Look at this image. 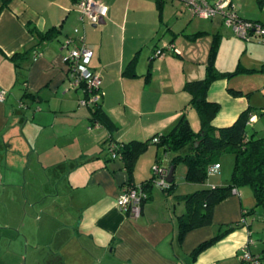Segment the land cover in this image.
<instances>
[{"label":"crops","instance_id":"0c3cea01","mask_svg":"<svg viewBox=\"0 0 264 264\" xmlns=\"http://www.w3.org/2000/svg\"><path fill=\"white\" fill-rule=\"evenodd\" d=\"M99 1L109 11L93 24L80 20L74 0H0V89L6 91L0 101V211L9 215L19 206L21 213L20 197L30 194L38 199L35 206L50 208L40 230L33 228L49 236L42 238V233L34 242L31 226L17 224V217L14 223L2 219L0 264H255L243 258L245 251L264 264V204L256 205L248 193L247 204L242 192L230 195L216 205L211 224L188 231L180 242L179 219L187 213L183 195L215 185L185 179L190 185L180 190L162 188V193L152 187L141 216L131 219L117 205L122 187L149 179L158 159L170 165L176 154L165 157L164 147L149 145L131 178L123 161L110 159L108 152L111 142L167 134L184 111L192 128L199 126L185 83L204 74L197 78L198 70L187 67L188 59L198 61L189 42L204 33L220 36L223 19L216 15L205 26L175 0ZM231 1L245 3V14L237 10L243 19L264 24V13L257 14V2L264 11V0ZM53 28L58 31L51 40L39 38ZM80 36L93 51L90 67L102 77L100 103L113 130L93 121L90 106L81 103L85 91L69 85L66 58L71 47L64 42ZM163 47L162 56H155ZM245 48L252 54L257 50L256 64H241L259 74L257 94L262 93L264 45L251 40ZM15 54L16 61L11 59ZM201 61L202 66L208 63L205 56ZM230 79L215 81L208 91V99L221 104L213 121L217 127L231 125L250 105L249 98L229 92H244L230 86ZM262 108L264 101L257 102V109ZM261 121L254 115L251 126ZM230 227L192 262L189 255L200 243Z\"/></svg>","mask_w":264,"mask_h":264},{"label":"trees","instance_id":"16d2710c","mask_svg":"<svg viewBox=\"0 0 264 264\" xmlns=\"http://www.w3.org/2000/svg\"><path fill=\"white\" fill-rule=\"evenodd\" d=\"M74 1L77 2L78 0ZM57 31V29L53 28L44 33H39V38L43 41L51 40L57 34ZM251 40L254 39L248 41ZM165 49L166 47L157 49L155 56H162ZM159 50L161 54L157 55ZM215 53L216 45L214 44L204 76L185 83V90L191 95L189 105L196 109L201 121V127L198 131L192 128L190 120L184 111L180 120L167 134H157L145 141L133 140L125 144L118 143L119 146L116 149L119 154L118 158H114L111 155L108 147L110 159L122 160L123 168L129 173L131 178L137 158L149 145L156 144L164 147L165 157L168 156V152H174L176 155L171 158L170 165L164 164L161 159L156 162L168 167L174 166L172 182H168L166 186L163 185L167 191H172L176 188L175 169L179 162H184L187 166L186 180L188 182L203 184L209 175V165L218 162L220 154L224 152L234 154L235 163L228 183L202 187L195 192L183 195L182 198L187 205V213L179 219L180 242L188 231L211 224L216 205L233 195L234 189L239 191L238 188L248 185L253 191L256 205L264 204V136H260L259 131L253 125L251 126V118L256 115L255 110L257 108L250 104L231 125L217 127L213 124V121L221 109V104L208 99L209 88L215 81L223 78H233L243 72L252 73L256 70L238 65L233 71H221L215 64ZM11 59L16 61L17 55L11 56ZM228 90L236 97L245 95L241 90L233 88H228ZM90 109L92 111V119L96 124L104 125L108 129L113 130V122L104 112L100 101L91 105ZM262 109H260L261 114H264V108ZM155 138H158L157 142H154ZM186 147L188 150L185 151L184 148ZM183 149L184 152L182 151ZM154 179L155 174L153 171V175L142 182L147 193L153 187ZM130 184L133 183L130 182ZM252 210L250 209L249 211ZM232 229L233 227H230L210 240L200 243L189 255L192 262L195 261L202 251L213 245ZM256 258L260 261V257Z\"/></svg>","mask_w":264,"mask_h":264},{"label":"rangeland","instance_id":"374dc122","mask_svg":"<svg viewBox=\"0 0 264 264\" xmlns=\"http://www.w3.org/2000/svg\"><path fill=\"white\" fill-rule=\"evenodd\" d=\"M175 1H180V0H175ZM214 1L219 2L220 0H214ZM234 3H235V7L238 10V12H241L240 14H245V11L242 9V6L245 4V3H243V1L239 2V3L237 1H234ZM248 10L251 13H254V11H252L253 7H249ZM262 10H263L262 6H261L260 2L258 1L257 2V14L264 13V11H262ZM240 14H239V16H240ZM216 17L222 18L223 24L225 25L224 26L225 28H223L220 32L221 33L220 36L218 35L219 34L218 32L204 33L202 36L197 37V39H195L193 42L192 41L189 42V43H192L190 45L194 48V54L192 56H193V58L195 57L198 61L195 64H193L190 61V59H188V61H187L188 66L187 67L191 66L192 69L196 68L198 70V73H197L198 77L197 78H199L200 76H202L205 73L204 69H206V65H207V61H205L204 65L202 66L201 57L205 56V60L209 59V55L211 53V49L213 47L214 42H216L215 62H216V65L218 66V68L220 70H223V71L231 70V71H233L237 68L238 65H242V64H246V63L247 64H256L255 62H257V59H256L257 58V50H255V53L252 54V51H249L245 48V44H246V42H248V40L243 39L240 36L236 35L233 28L227 25V23H226L225 19L223 18V15L221 13H218ZM216 17H214V19ZM195 19L201 21V22L198 21V23H200V24L202 23L205 26L211 25V23H210L211 19L201 18L199 16H195ZM211 29L214 31L213 28H211ZM75 34H77V33H75ZM75 34L73 33V36H76ZM249 42H251V41H249ZM252 43H260V44L264 45V42H262L259 39L252 40ZM257 75H259V74H257V72H252V73L243 72V73H240V74H238V75H236L230 79V86H234V87L239 86V87L243 88V91L245 93L244 96L247 99L249 98V102H250L249 104H251L252 106H254L256 108H257V102L264 101V92H262V93L259 92V94H257V77H258ZM246 94H248V95H246ZM84 106L89 107L88 105H84ZM258 106H260V105H258ZM191 112L196 113L197 116H199L196 109H191ZM255 114L260 115V117L263 118V121H261L258 124H254L253 126L259 131L260 136H264V129L261 128L262 124H264L263 123L264 122V114H261L260 109L255 110ZM200 127H201V121L199 120V126L198 127L196 126L193 128L195 131H198L200 129ZM48 128L50 131H52L51 126H48ZM152 146L155 147L154 144ZM184 149H185V151L188 150L187 147ZM184 149L182 150L183 152H184ZM218 160L223 164L221 173L208 175V177L206 178V181H205L206 185H219V184H223V183H228L231 179V175H232V171H233V167H234V163H235L234 154L230 153V152H224V153L219 155ZM163 163L168 165L167 161L166 162L163 161ZM155 164L156 163H154V165L152 167H150L149 172L151 173V175H153V171H154L153 168H154ZM22 170L24 171V167H22ZM186 171H187L186 164L184 162H179L176 169H175V178L177 181L176 188L179 190L183 187H188L190 185V184L185 182ZM158 179H159L158 177L155 178V182L153 183L152 186L154 189L164 193L162 188H164V186H166L168 183H166L164 186H162V185H160ZM37 184L40 185V182H38ZM238 190L243 193L242 196L245 199L246 204H247V200H248V199H246L247 193L251 196V198L254 197L253 191H252L251 187L248 185L241 186L240 188H238ZM240 192H239V194H240ZM37 200L38 199H35L34 196L31 194L29 195L28 198H26V197H24V195H22V197H20L21 213L17 212L19 210V206L16 207V211H14V213L12 212L9 215L4 209L5 212L0 211V222H2V219L5 218V220H7L8 222L14 223L15 221L13 220V218L17 217L18 218V219L16 218L17 224H21V225H23V227H27V225L31 226V228H32V231L30 233V240L31 241L34 242L35 240H37L36 238H38L42 233H43L42 238H46L47 236H49L46 231H43L41 233H38L36 231L37 232V234H36L33 228H35V230H40L39 229V223L45 222L44 221V213L46 214V212H47L46 209H50V208L47 205H45V206L43 205V207H40V206H38L39 204L36 205L37 206V208H36L35 202ZM254 203H255V201L253 200V204ZM250 204L251 203H248L247 206H251ZM4 213H6V216ZM46 218H47V215H46ZM22 238L23 239L25 238L23 234H22ZM2 248L0 247V249H1L0 253L3 250ZM22 264H24V260H23Z\"/></svg>","mask_w":264,"mask_h":264},{"label":"built area","instance_id":"2783aa9c","mask_svg":"<svg viewBox=\"0 0 264 264\" xmlns=\"http://www.w3.org/2000/svg\"><path fill=\"white\" fill-rule=\"evenodd\" d=\"M185 6L195 15L201 18L212 19L218 13L223 15L228 26L232 27L236 35L243 39H259L264 41V25L261 23L245 20L241 18L235 5L231 0H220L215 4L209 3L207 0H180ZM75 9L79 13L81 21L85 19L93 24H98L107 16L109 8L99 0H78L75 4ZM78 33V28L75 29ZM81 41V44H76V41ZM65 47H71L69 55L66 58L68 62L67 79L69 85L73 89H83L86 93V98L81 102L83 105H94L100 101L104 94L102 89V77L94 71L91 66L93 51L84 44V37L79 38L68 37L64 42ZM161 51L157 52L160 55ZM6 97V91L0 89V101ZM253 117L251 118L252 121ZM158 138L154 139L157 142ZM119 145L111 143L109 151L114 158H118L119 154L116 149ZM155 178L158 177L160 185H165L166 178L169 175V167L160 163H156L154 168ZM221 164L215 162L208 167V174H219ZM155 182V179H154ZM233 193L238 195L237 189ZM148 198V193L144 189V185L130 184L124 185L121 193L117 197V205L129 218L137 219L142 214L143 202ZM243 258L246 261L260 264V261L245 251Z\"/></svg>","mask_w":264,"mask_h":264},{"label":"water","instance_id":"95a60500","mask_svg":"<svg viewBox=\"0 0 264 264\" xmlns=\"http://www.w3.org/2000/svg\"><path fill=\"white\" fill-rule=\"evenodd\" d=\"M174 175V166H169V175L167 176L166 180L167 182H172Z\"/></svg>","mask_w":264,"mask_h":264}]
</instances>
